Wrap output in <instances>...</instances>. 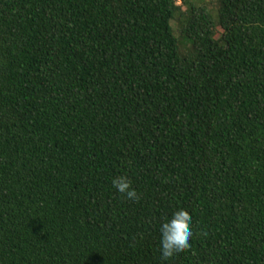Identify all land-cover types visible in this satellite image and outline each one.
I'll return each instance as SVG.
<instances>
[{"label": "trees", "instance_id": "obj_1", "mask_svg": "<svg viewBox=\"0 0 264 264\" xmlns=\"http://www.w3.org/2000/svg\"><path fill=\"white\" fill-rule=\"evenodd\" d=\"M0 264H264V0H0Z\"/></svg>", "mask_w": 264, "mask_h": 264}, {"label": "clouds", "instance_id": "obj_2", "mask_svg": "<svg viewBox=\"0 0 264 264\" xmlns=\"http://www.w3.org/2000/svg\"><path fill=\"white\" fill-rule=\"evenodd\" d=\"M111 183L128 200L138 201L140 199L137 191L132 187L131 181L126 176H118ZM159 233V259L161 262H169L191 247L190 241L194 236V232L190 215L184 210L175 211L170 217L162 221Z\"/></svg>", "mask_w": 264, "mask_h": 264}, {"label": "rangeland", "instance_id": "obj_3", "mask_svg": "<svg viewBox=\"0 0 264 264\" xmlns=\"http://www.w3.org/2000/svg\"><path fill=\"white\" fill-rule=\"evenodd\" d=\"M189 5H192L197 8H206L209 11H213L215 8L216 0H186ZM178 5H181L179 2ZM183 10L185 11L188 7L182 6ZM172 28L174 30L175 35L179 38L180 37V30H181V24L180 20L177 19L172 23ZM181 45L183 50L186 52L188 45L185 41H181Z\"/></svg>", "mask_w": 264, "mask_h": 264}]
</instances>
